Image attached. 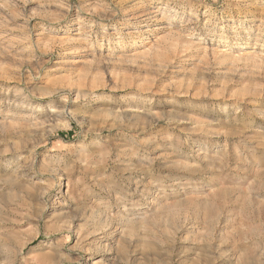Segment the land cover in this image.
<instances>
[{
  "label": "rangeland",
  "instance_id": "rangeland-1",
  "mask_svg": "<svg viewBox=\"0 0 264 264\" xmlns=\"http://www.w3.org/2000/svg\"><path fill=\"white\" fill-rule=\"evenodd\" d=\"M0 264H264V0H0Z\"/></svg>",
  "mask_w": 264,
  "mask_h": 264
},
{
  "label": "bare ground",
  "instance_id": "bare-ground-1",
  "mask_svg": "<svg viewBox=\"0 0 264 264\" xmlns=\"http://www.w3.org/2000/svg\"><path fill=\"white\" fill-rule=\"evenodd\" d=\"M142 7V6H141ZM181 46V45H180ZM130 220V219H129Z\"/></svg>",
  "mask_w": 264,
  "mask_h": 264
}]
</instances>
